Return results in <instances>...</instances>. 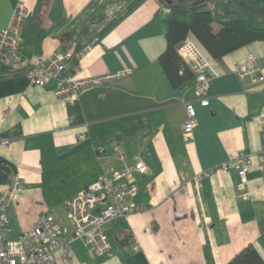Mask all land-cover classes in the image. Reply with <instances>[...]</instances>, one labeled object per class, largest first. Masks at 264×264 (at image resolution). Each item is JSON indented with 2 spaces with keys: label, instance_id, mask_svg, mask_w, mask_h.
I'll return each mask as SVG.
<instances>
[{
  "label": "crops",
  "instance_id": "crops-1",
  "mask_svg": "<svg viewBox=\"0 0 264 264\" xmlns=\"http://www.w3.org/2000/svg\"><path fill=\"white\" fill-rule=\"evenodd\" d=\"M192 2L213 12L236 10L264 28V0ZM19 3L28 11L24 62L14 69L0 63V71L8 72L0 78V194L16 176L22 179L8 209L9 237L33 247L37 240L30 227L44 213L72 236L65 203L97 180L101 167L94 146L117 141L130 162L148 166L137 179L139 210L106 226L110 254L95 255L77 239L69 264H226L249 244L264 259V169L255 162L244 189L234 167L226 173L214 169L199 185L193 180L234 151L264 148V80L235 72L255 57L252 67L264 76V39L221 58L196 39L217 75L207 91L210 104L195 102L197 125L186 137L183 98L195 100V75L174 85L159 61L167 47L166 2L0 0V29L9 25ZM67 51L70 67H79L81 76L131 72L79 100L63 101L55 95V79L34 85L26 68L31 56ZM82 133L88 139L79 140Z\"/></svg>",
  "mask_w": 264,
  "mask_h": 264
},
{
  "label": "built area",
  "instance_id": "built-area-1",
  "mask_svg": "<svg viewBox=\"0 0 264 264\" xmlns=\"http://www.w3.org/2000/svg\"><path fill=\"white\" fill-rule=\"evenodd\" d=\"M27 14L26 6L19 3L9 25L0 29V63L6 67L14 69L24 62L22 33ZM178 52L186 63L192 64L195 71V100L183 98L187 111L183 132L186 137H190L198 119L195 102L202 107L210 104L207 91L217 72L194 37L188 36L180 44ZM71 58V51L53 53L48 57L31 56L28 59L26 76L32 84L40 86L55 79V95L63 101H74L79 100L83 94L118 81L131 72L130 69H122L100 75L81 76L79 67H70ZM254 64H257L256 58L249 57L235 68V72L239 75L252 73L256 80H264L258 69L252 67ZM261 136L264 144V119ZM86 139V133L79 135V140ZM94 150L101 167L97 180L78 191L65 203L67 218L73 227L72 236H68L67 229L54 215L44 213L37 217L30 227V233L37 243L27 248L22 240L9 237L8 209L18 197L21 177L16 176L7 191L0 194V264H69L73 251L72 243L77 239L84 240L95 255H107L113 251V243L107 234L106 226L139 210L136 202L139 192L137 179L148 172V166L142 160L130 162L124 148L117 141L99 143L94 146ZM109 157L117 160L120 166L110 164ZM255 162L260 169H264V148L255 153L234 151L227 161L216 168L199 172L193 180L199 185L214 169L226 173L234 167L241 178V188L244 189L248 173Z\"/></svg>",
  "mask_w": 264,
  "mask_h": 264
},
{
  "label": "trees",
  "instance_id": "trees-1",
  "mask_svg": "<svg viewBox=\"0 0 264 264\" xmlns=\"http://www.w3.org/2000/svg\"><path fill=\"white\" fill-rule=\"evenodd\" d=\"M192 1L166 0L169 9L166 18L167 47L159 61L174 85L195 75L178 52L180 44L190 34L214 58H221L252 41L264 39V28L253 25L238 11L213 12L200 8ZM7 74V71H0V78ZM226 264H264V259L255 246L249 244Z\"/></svg>",
  "mask_w": 264,
  "mask_h": 264
},
{
  "label": "rangeland",
  "instance_id": "rangeland-1",
  "mask_svg": "<svg viewBox=\"0 0 264 264\" xmlns=\"http://www.w3.org/2000/svg\"><path fill=\"white\" fill-rule=\"evenodd\" d=\"M163 2H166V0H163Z\"/></svg>",
  "mask_w": 264,
  "mask_h": 264
}]
</instances>
